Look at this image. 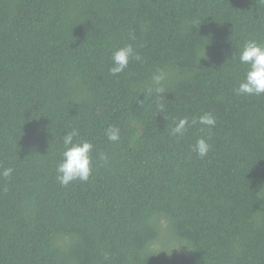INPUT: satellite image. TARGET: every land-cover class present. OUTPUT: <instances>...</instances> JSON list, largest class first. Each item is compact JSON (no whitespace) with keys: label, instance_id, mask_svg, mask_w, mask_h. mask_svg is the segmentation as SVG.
I'll return each instance as SVG.
<instances>
[{"label":"trees","instance_id":"1","mask_svg":"<svg viewBox=\"0 0 264 264\" xmlns=\"http://www.w3.org/2000/svg\"><path fill=\"white\" fill-rule=\"evenodd\" d=\"M249 40L264 0H0V264H264V95L235 92ZM128 44L140 60L110 75ZM72 130L92 171L62 186Z\"/></svg>","mask_w":264,"mask_h":264},{"label":"clouds","instance_id":"2","mask_svg":"<svg viewBox=\"0 0 264 264\" xmlns=\"http://www.w3.org/2000/svg\"><path fill=\"white\" fill-rule=\"evenodd\" d=\"M134 39V37H132ZM233 58V57H232ZM140 60V56L134 51L131 44L117 48L111 57L112 66L108 69L110 75L115 76L122 73L129 65L130 60ZM239 63L247 65L244 79L235 89L237 95L261 96L264 95V45L255 40L247 41L238 53ZM166 73L158 71L152 76L151 84L146 88L147 95L153 93L161 96L164 92V82ZM162 97V96H161ZM160 109L163 110L161 104ZM192 124L205 126L209 131L215 127L216 119L211 113H204L195 118ZM189 120L179 119L171 129V135L183 136L189 127ZM203 130V129H201ZM78 135L76 130L68 132L63 137L64 151L62 160L58 163L56 179L62 186H67L70 182L79 180L86 182L89 179L92 168V158L90 153L93 145L88 141L74 142V137ZM105 136L109 142H118L120 140V129L110 125L105 130ZM211 149V145L203 137L196 140L192 145V151L200 158H205ZM100 158L106 160L107 157L101 154ZM13 172L12 168H5L0 171V176L7 178Z\"/></svg>","mask_w":264,"mask_h":264}]
</instances>
